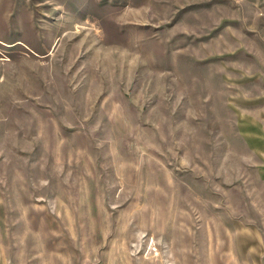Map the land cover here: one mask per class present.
<instances>
[{
    "label": "rangeland",
    "instance_id": "obj_1",
    "mask_svg": "<svg viewBox=\"0 0 264 264\" xmlns=\"http://www.w3.org/2000/svg\"><path fill=\"white\" fill-rule=\"evenodd\" d=\"M0 264H264V0H0Z\"/></svg>",
    "mask_w": 264,
    "mask_h": 264
}]
</instances>
